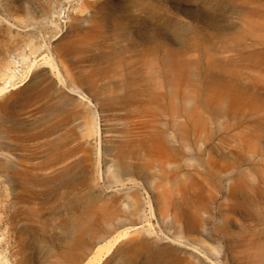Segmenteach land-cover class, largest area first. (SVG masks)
<instances>
[{
	"label": "rangeland",
	"instance_id": "1",
	"mask_svg": "<svg viewBox=\"0 0 264 264\" xmlns=\"http://www.w3.org/2000/svg\"><path fill=\"white\" fill-rule=\"evenodd\" d=\"M0 264H264V0H0Z\"/></svg>",
	"mask_w": 264,
	"mask_h": 264
},
{
	"label": "bare ground",
	"instance_id": "2",
	"mask_svg": "<svg viewBox=\"0 0 264 264\" xmlns=\"http://www.w3.org/2000/svg\"><path fill=\"white\" fill-rule=\"evenodd\" d=\"M8 81H4L3 85L0 86V91H3V88L6 87L8 85Z\"/></svg>",
	"mask_w": 264,
	"mask_h": 264
}]
</instances>
